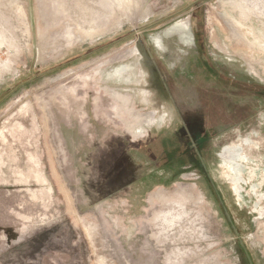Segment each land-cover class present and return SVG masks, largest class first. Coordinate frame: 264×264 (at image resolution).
Here are the masks:
<instances>
[{
	"label": "rangeland",
	"instance_id": "374dc122",
	"mask_svg": "<svg viewBox=\"0 0 264 264\" xmlns=\"http://www.w3.org/2000/svg\"><path fill=\"white\" fill-rule=\"evenodd\" d=\"M263 173L264 0H0V264H264Z\"/></svg>",
	"mask_w": 264,
	"mask_h": 264
},
{
	"label": "flooded vegetation",
	"instance_id": "af4514ba",
	"mask_svg": "<svg viewBox=\"0 0 264 264\" xmlns=\"http://www.w3.org/2000/svg\"><path fill=\"white\" fill-rule=\"evenodd\" d=\"M174 34H177L180 37L183 44L187 46L192 45L193 41L190 28V19L186 18L180 20L168 29L164 30L162 33L153 37L154 44L160 51L169 56L171 60L179 61L182 59V56L186 54V52L183 50H178L174 46H172L171 35L173 36ZM204 62L206 69L209 70V62L206 59H204ZM243 187L244 185H241V188Z\"/></svg>",
	"mask_w": 264,
	"mask_h": 264
},
{
	"label": "trees",
	"instance_id": "16d2710c",
	"mask_svg": "<svg viewBox=\"0 0 264 264\" xmlns=\"http://www.w3.org/2000/svg\"><path fill=\"white\" fill-rule=\"evenodd\" d=\"M211 65V64H210ZM230 82V81H229ZM231 83V82H230ZM245 84H247V83H245ZM247 85H249V84H247ZM250 89V88H249ZM249 92V91H248ZM258 95H261V97L263 98V94H261L260 92H256ZM243 110H245V112L243 113V116H242V119L241 120H243L244 118H248V116H247V114H249V109H248V107H239V114H240V118H241V113H242V111ZM249 111V112H248ZM184 117L185 116H183V124L184 125H182V128H180V131H178V134L177 133H172V130L171 131H169V132H171L170 134H167L166 133V131H162L161 132V135H160V138H159V141H158V143H157V146L159 145V144H161V145H164V143L165 144H171L172 145V141H174L175 143H179L180 142V145H182V142L183 141H181V140H185V142H187L186 140H187V138H189V136H192L191 135V133L189 132H186L187 131V124H189V123H191V124H195L197 127H199V129H197V130H199V132L202 130V128H200V125H202V124H204V123H209V122H213V121H211V120H209V121H207L208 119H206L205 117H203V115H201V114H198L197 115V113H195V112H193L192 113V115H190V117H186V119L184 120ZM226 127H227V125H226ZM229 127V126H228ZM206 131V130H205ZM202 132V131H201ZM203 132H204V130H203ZM216 133V132H215ZM167 134V135H166ZM207 134V135H206ZM209 133L206 131V133H204V135H205V137L204 138H208V135ZM191 138V137H190ZM167 144V145H168ZM169 144V145H170ZM184 144V143H183ZM167 145H165L166 147H167ZM151 146L152 145H150V144H148L146 147H144V148H151ZM156 146V145H155ZM179 149H181L182 150V148H181V146H179V148L178 147H175V149H174V151H173V155L174 154H176V153H178L177 152V150L179 151ZM192 148H191V152H192ZM149 151V150H148ZM147 151V152H148ZM183 151V150H182ZM172 155V156H173ZM192 155V154H191ZM176 156V155H175ZM174 156V157H175ZM179 156V155H178ZM175 158H173V160H174ZM165 162V161H164ZM169 166L170 165H173L172 163H170L169 162V164H168ZM167 164H166V162L165 163H163V166H161L159 169H154L153 171H152V174H151V178H153L154 176H159V174H160V169H162V168H167V167H169ZM154 172V173H153ZM161 175V174H160ZM150 177V176H149Z\"/></svg>",
	"mask_w": 264,
	"mask_h": 264
},
{
	"label": "bare ground",
	"instance_id": "6f19581e",
	"mask_svg": "<svg viewBox=\"0 0 264 264\" xmlns=\"http://www.w3.org/2000/svg\"><path fill=\"white\" fill-rule=\"evenodd\" d=\"M106 7V6H105ZM102 8V7H101Z\"/></svg>",
	"mask_w": 264,
	"mask_h": 264
}]
</instances>
